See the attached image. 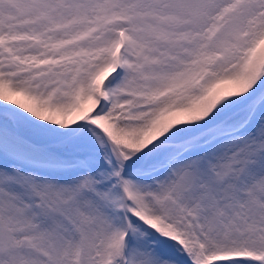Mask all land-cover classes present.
<instances>
[{"label": "snow or ice", "instance_id": "6c2138e0", "mask_svg": "<svg viewBox=\"0 0 264 264\" xmlns=\"http://www.w3.org/2000/svg\"><path fill=\"white\" fill-rule=\"evenodd\" d=\"M0 264H264V0H0Z\"/></svg>", "mask_w": 264, "mask_h": 264}]
</instances>
